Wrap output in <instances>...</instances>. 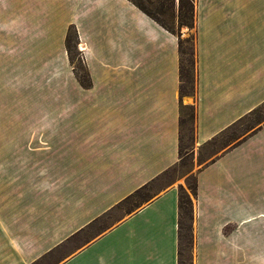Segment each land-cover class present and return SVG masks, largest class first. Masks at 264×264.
<instances>
[{"label": "crops", "instance_id": "1", "mask_svg": "<svg viewBox=\"0 0 264 264\" xmlns=\"http://www.w3.org/2000/svg\"><path fill=\"white\" fill-rule=\"evenodd\" d=\"M174 1L176 34L133 0H0V264H182V153L192 264H264V121L200 159L264 107V0H194L192 28Z\"/></svg>", "mask_w": 264, "mask_h": 264}, {"label": "rangeland", "instance_id": "2", "mask_svg": "<svg viewBox=\"0 0 264 264\" xmlns=\"http://www.w3.org/2000/svg\"><path fill=\"white\" fill-rule=\"evenodd\" d=\"M139 4L148 11L154 19L160 22L161 25L170 29L174 34L177 33L176 23L174 22V12L171 7V4L168 2L160 1V0H139ZM71 49V59L72 65L78 74L83 73V62L77 51L74 49L73 43L70 44ZM180 50L182 53V69L184 76V87L187 91L192 89V47L191 43L186 44L181 40ZM187 74L190 75V79H187ZM192 115V110H184L181 135L185 139V143H188V138L190 137V116ZM264 121V107L259 109L257 112L252 113L250 116L245 119L240 126L234 128L233 130L225 133L222 137H218L215 141L211 142L204 150H202L200 154V159L205 161V159L209 157H215L219 153L221 154L226 148L230 147L236 142L237 136L248 135L251 131L256 130V128L263 124ZM186 144L183 145L186 146ZM192 160L191 157H185L182 153V160L180 163L171 171L168 175V178L179 177V175H187L186 181V189L187 193H192V187L194 186L195 178L193 176V172L189 173L192 168ZM192 198V197H191ZM182 223L185 227L190 225V222L186 218H182ZM188 233L182 231L181 233V261L182 264H192L193 256H192V245L190 243L189 235L186 237Z\"/></svg>", "mask_w": 264, "mask_h": 264}, {"label": "trees", "instance_id": "3", "mask_svg": "<svg viewBox=\"0 0 264 264\" xmlns=\"http://www.w3.org/2000/svg\"><path fill=\"white\" fill-rule=\"evenodd\" d=\"M160 1L170 3L172 9L176 5V2L174 0H160ZM133 3L135 4V6L139 10H141L143 13H145L146 15H148L154 19V17L139 4V0H133ZM194 7H195L194 0H179V2H178V18H179V24L178 25L179 26L184 25V26H187L189 28L193 27V24H194ZM154 20L156 22H158L156 19H154ZM158 23L160 24V22H158ZM171 33H173V32L171 31ZM71 43H73V45L75 47V41L69 36V38H67V40H66V45L68 47V53H69L68 58H69L70 63L72 64L71 49H70ZM179 45H181V41H179ZM74 71H75L74 75L76 76L78 81L83 82V79H85V73L84 74H78V72L75 70V68H74ZM187 76H188V74H187ZM191 190H192V195L195 196L196 195L195 183H194V186L192 187ZM178 209H179L178 224H179V230H180V233H179V244H180L179 255L181 256V242H182L181 241V238H182L181 233H182V231H185L188 233L186 235V237H188V235H189L190 243L192 244L191 224L189 226L185 227L182 223V218H186L191 223V220L194 216L191 197L184 191V189H180V192H179Z\"/></svg>", "mask_w": 264, "mask_h": 264}, {"label": "built area", "instance_id": "4", "mask_svg": "<svg viewBox=\"0 0 264 264\" xmlns=\"http://www.w3.org/2000/svg\"><path fill=\"white\" fill-rule=\"evenodd\" d=\"M80 57H81V59L83 60V55H81Z\"/></svg>", "mask_w": 264, "mask_h": 264}, {"label": "bare ground", "instance_id": "5", "mask_svg": "<svg viewBox=\"0 0 264 264\" xmlns=\"http://www.w3.org/2000/svg\"><path fill=\"white\" fill-rule=\"evenodd\" d=\"M82 49V48H81Z\"/></svg>", "mask_w": 264, "mask_h": 264}]
</instances>
